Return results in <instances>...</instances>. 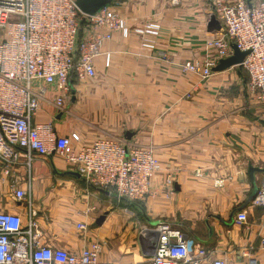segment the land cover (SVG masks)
<instances>
[{
    "label": "crops",
    "instance_id": "crops-1",
    "mask_svg": "<svg viewBox=\"0 0 264 264\" xmlns=\"http://www.w3.org/2000/svg\"><path fill=\"white\" fill-rule=\"evenodd\" d=\"M109 9L129 37L115 33L103 43L95 77L72 79L63 113L52 104L56 92L45 88L35 121L52 122L76 151L99 140L151 149L159 170L148 194L128 209L72 176L56 154L32 156L13 169L15 179L0 172V211L23 213L10 196L15 182L37 211L41 244L51 248L79 252L96 242L102 262L137 264L147 253L141 234L165 222L228 264H264V211L250 205L264 175H250L264 171V99L247 90L239 68L206 81L179 69L215 57L205 45L212 1L114 0ZM148 22L159 28L151 53L134 33ZM239 212L246 226L234 224Z\"/></svg>",
    "mask_w": 264,
    "mask_h": 264
},
{
    "label": "built area",
    "instance_id": "built-area-1",
    "mask_svg": "<svg viewBox=\"0 0 264 264\" xmlns=\"http://www.w3.org/2000/svg\"><path fill=\"white\" fill-rule=\"evenodd\" d=\"M76 1L0 0V172L15 179L13 169L21 160L29 165L32 156L56 154L90 189L140 203L159 170L151 149L99 140L76 151L67 137L57 136L52 122L35 121L45 88L56 92L52 104L57 113H63L72 79L94 78V61L101 56L103 43L114 33L123 38L130 35V28L114 11L108 8L93 17L84 16ZM211 1L221 31L207 39L206 48L215 57L201 65L186 63L183 70L208 79L221 60L232 56L234 45L240 52H249L240 66L249 91L263 100L264 0ZM158 31L149 22L134 30L146 52L154 51ZM9 192L23 213L0 211V264H112L99 260L96 242L79 252L41 244L34 204L15 182L10 183ZM250 205L264 211V175ZM233 222L246 226V214L237 213ZM141 237L147 253L137 264H228L169 223H158ZM242 257L248 254L243 252ZM248 264L258 263L249 259Z\"/></svg>",
    "mask_w": 264,
    "mask_h": 264
},
{
    "label": "water",
    "instance_id": "water-1",
    "mask_svg": "<svg viewBox=\"0 0 264 264\" xmlns=\"http://www.w3.org/2000/svg\"><path fill=\"white\" fill-rule=\"evenodd\" d=\"M113 1L114 0H77L76 7L79 10V12L84 16L93 17L103 9L110 8ZM220 30H221L220 23L213 14L210 15L207 23V32L209 34H213L219 32ZM231 48L233 51L232 56L227 59L221 60L218 63V65L213 69L214 73L224 72L228 69L240 66L243 60L245 59V57L249 54V52H240L234 45ZM254 172L264 173V171L260 172L254 169H250L251 177ZM71 175L76 178H79V175L75 173L74 174L72 173ZM95 190L101 194L109 195L107 191H104L102 189H95ZM255 194H256V190L253 192L251 196L252 199L255 196ZM103 220H104V216L97 221V224H100Z\"/></svg>",
    "mask_w": 264,
    "mask_h": 264
},
{
    "label": "rangeland",
    "instance_id": "rangeland-1",
    "mask_svg": "<svg viewBox=\"0 0 264 264\" xmlns=\"http://www.w3.org/2000/svg\"><path fill=\"white\" fill-rule=\"evenodd\" d=\"M214 8V7H213ZM116 13V12H115ZM117 14V13H116ZM212 14H214V9H213V13ZM128 26V25H127ZM129 27V26H128ZM221 31V30H220ZM219 31V32H220ZM219 32H216V33H219ZM115 34V33H114ZM113 34V35H114ZM214 35V33L213 34H210V37H212ZM216 35V34H215ZM159 38V31H158V37H157V39ZM206 43H207V41L205 42V45H206ZM186 63H189V64H194L193 62H184L183 64H181L179 67V69L181 70V71H183L184 73H188V72H186V71H184L183 70V66L186 64ZM235 68H239L240 70H242V72L244 73V75H245V77H246V79H248L247 78V75H246V73H245V71L243 70V68L241 67V66H238V67H235ZM188 74H191L192 76H195L196 78H198L200 81H206V80H208V79H202L201 77H199V76H197V75H195V74H192V73H188ZM247 82L248 81H246V88H247V90L249 91V89H248V87H247ZM256 96H257V94H256ZM257 100V99H256Z\"/></svg>",
    "mask_w": 264,
    "mask_h": 264
},
{
    "label": "trees",
    "instance_id": "trees-1",
    "mask_svg": "<svg viewBox=\"0 0 264 264\" xmlns=\"http://www.w3.org/2000/svg\"><path fill=\"white\" fill-rule=\"evenodd\" d=\"M122 202H123L125 205H127V208H128V209H133V210H135L136 206L139 205V203H136V202H134V203L127 202V201H122Z\"/></svg>",
    "mask_w": 264,
    "mask_h": 264
}]
</instances>
